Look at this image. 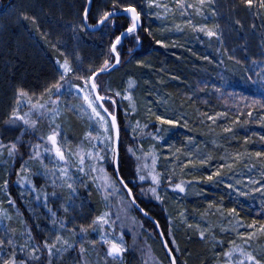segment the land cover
Instances as JSON below:
<instances>
[{
  "label": "snow or ice",
  "instance_id": "1",
  "mask_svg": "<svg viewBox=\"0 0 264 264\" xmlns=\"http://www.w3.org/2000/svg\"><path fill=\"white\" fill-rule=\"evenodd\" d=\"M144 6L148 9L163 8L165 13L171 11L168 5L160 4L157 0H143ZM216 0H197V3H186V0H175L176 8L180 9V14L183 16L186 14V10L194 9L198 15L204 16L203 10L208 7L211 10V16L216 17V12L213 5ZM110 4V7L108 5ZM97 6L95 18L93 19V6ZM238 6L243 8L244 11L250 12L256 19H261V27H264V0H239ZM143 9L138 5L135 0H84L81 7L78 9V21H69L70 31L74 34V38L80 34L88 35L90 32L95 33L100 31L105 35L112 33L114 30L118 31V34L114 35V38L110 40L107 51L103 55L102 62L99 64H90L87 68L83 66V61L80 57L76 56L77 63H73L68 55L61 50L58 45L60 41L52 43L48 40V34L41 32L40 28L36 27V32L40 35L41 39L51 44L54 51L59 53V56L54 60L55 64V76L51 82L45 85L42 91L37 95L34 92H29L23 87H17L15 91L14 102L11 106L10 112L3 120V124L8 129L20 128V135L13 141L5 143L0 138V163L5 164L6 171L9 175H15L17 177L16 184L23 191L20 192L21 197H24L27 192L32 200L30 203L38 207H43L46 210V215L49 217V223L52 225L50 230H46L47 235L40 241L34 235L30 227L26 228V231L21 235L26 237L25 243L19 246L12 238L11 234H14L8 225L0 224V231L6 236L7 240L0 239V264H59L62 262L65 253L72 250H76L78 247V253L84 264H88L85 258L86 248L84 243L87 239L88 229L81 226L79 233L75 228L69 229L67 227V214L70 209H74L76 206V199L79 195L80 187H88L87 182L95 187V190L102 195V199L105 204V208L108 209L97 215L88 226L92 232L98 233L99 239L92 240L90 243L93 248L97 244L106 246L105 257L111 258L113 261H119L122 259L123 254L129 251L125 236L127 233L124 231L125 227H128L129 231L133 234V244H135L136 233L133 231L135 226L143 228L136 216L130 215V210L139 211L144 217L152 219L149 216L148 211L140 207L137 203V197L133 192V187L130 183L135 184V180L143 182L150 180V186L145 190L140 188L142 195L151 193L152 197L163 203V197L160 195V185L162 174L157 171L156 165L159 159L155 146H150L147 152L144 151L143 145L138 147L129 146L127 148V154L135 160V180L129 181L121 173V167L124 161L121 157L120 144H121V128L118 120V108L122 101H127L132 113L137 111L136 101L132 95V90L135 87V81L129 79L127 81V87L122 90H115L106 82L101 80V77L110 74L121 65V48L126 39L131 38V42L134 44L141 43V36L139 30L143 27L142 24ZM157 18H160V14H155ZM24 20H28L27 15H23ZM117 19H125L127 23L121 25L122 31L117 29ZM204 19H208L204 16ZM32 24L36 25V18L32 17ZM187 23L192 25L193 29L198 32H203L209 38L216 37L220 39L219 24H215L213 28H209L207 25L196 26L193 25L191 20ZM235 24L243 28L240 20H235ZM176 29L182 30L180 25L175 26ZM253 29L256 28V24L251 25ZM143 31L152 36V32L149 28H143ZM156 44L166 47L163 40L157 39ZM132 48L128 49L131 53ZM59 57H63L60 59ZM208 59V57H204ZM229 60H235L232 55L228 56ZM211 62V61H209ZM223 63V61H220ZM237 64L239 60H235ZM254 68H259V71H253V75L256 79H253V75L246 77L247 81H250L253 85H257L261 92V99H251L242 94L230 92L229 96L239 97L241 101H245V108H251L255 105L264 107V60L257 61L252 60ZM138 66H143L142 62H138ZM223 79V78H222ZM216 92H221L220 87L213 86ZM203 90V89H201ZM70 96L73 99L80 101L78 105H71V111L79 110L81 113L86 114L90 121H94L98 126L100 134L93 135L92 132H88L85 135V139L92 143L97 142L103 145V148L97 149V143H92V150L84 151L83 144L76 146V150L73 151L68 145L67 140L62 135V128L57 119L61 116V103L62 98ZM119 98V99H117ZM149 103H152L149 101ZM157 103L167 104L166 100L157 101ZM234 107H237L234 105ZM165 113L168 112V108L164 109ZM239 111V115H244L243 111ZM147 114L155 118L156 125L169 126V128H175L181 126L183 120V126H187V120L183 113L178 115L169 116L167 114H158L153 111L151 107L146 108ZM129 112L125 111V116H128ZM247 115L252 116V112L248 111ZM202 116L212 123H216L218 118H227V112H217L215 114L202 113ZM264 120V117H262ZM43 121H47L49 125V131L46 134L38 133V128ZM204 120H201L203 123ZM239 122V116H237L234 123ZM155 128V132H147L149 124L145 123L141 125L137 120L134 125H130L133 140L139 135L150 136L151 139L160 142L163 140L161 133L167 131L163 127ZM225 132H231L230 127L224 129ZM29 136L31 139L25 141L24 137ZM264 139V137H262ZM189 143H192V138H189ZM27 148V152H21V148ZM172 146L169 145V148ZM180 149H176V153H179ZM27 155V159L24 156ZM76 158V166L73 171V166L70 162L71 157ZM257 158L264 159V152H256ZM89 163L85 164V160ZM173 159H178L175 155ZM214 159L209 154H202L197 149L196 153L191 151L188 153V159L183 163L181 171L184 168L191 166L193 171H199L200 168L209 165ZM225 160L221 163L215 171L203 177L205 182H214L216 184L224 183V186L235 193L236 197H250L256 193L260 194V207L264 211V167L259 172V178L249 177L245 188L238 187L242 184V181L237 179L235 184L225 183V180L233 179L232 175L225 176L224 169L227 168L229 172H232L234 164L240 161V155L236 154L231 157L232 162H227L225 157H221ZM17 160L20 161L19 168L11 170L10 166L14 165ZM151 161L149 164L148 161ZM38 162V167L33 169L31 162ZM111 168V172L108 168ZM248 168L249 172L252 171V167ZM174 174V169L172 170ZM36 178H42L45 184L37 187ZM169 188L174 193H186L188 187H192L195 184H199L200 181L184 180L179 182H173L172 176L166 177ZM10 180L4 179L0 184V192L6 197V201H0V221L11 220L12 217L8 214L2 205L7 203L9 206L15 208L16 201L11 198ZM50 187L51 192L47 190ZM67 189L68 196L65 200L63 197V190ZM59 190V191H58ZM51 200H62L60 209L65 214L64 218L58 216L57 211H54L50 206ZM113 199L116 201L113 204ZM239 204V201L236 200ZM216 208V211L220 213L222 218H226L230 229L222 228V231H231L235 234L236 239L228 241V249L222 253L224 257V264H264V246L254 247V242H258L259 237H264V222L253 219L251 223L245 224L243 218L240 216V210L237 207L227 208L226 210L222 205L217 206L209 203V208ZM115 208V212L112 209ZM242 208V205H241ZM215 214V213H213ZM181 223L186 224L188 228H192V224H187L184 219V213H180ZM22 223H25L22 221ZM155 229H160V222L158 220H152ZM172 220L169 219L167 225V231H159L157 235L161 237H172L171 240H164L163 247L165 249L166 258L168 264H179L177 252L181 249L177 243L175 236L173 235ZM58 226V227H57ZM198 230L200 240H207L211 235L215 238V233L212 230V225L208 224L206 227L201 228L199 224L195 226ZM119 229V231H117ZM244 229L245 231H240ZM70 233V237L66 238L63 232ZM259 233V237L257 236ZM79 235V240L76 239ZM222 240H216V246H223ZM174 245V247L170 246ZM7 248V251L5 249ZM18 252L24 253L23 256L18 255ZM162 264V262H157ZM184 264H187L185 261Z\"/></svg>",
  "mask_w": 264,
  "mask_h": 264
},
{
  "label": "rangeland",
  "instance_id": "2",
  "mask_svg": "<svg viewBox=\"0 0 264 264\" xmlns=\"http://www.w3.org/2000/svg\"><path fill=\"white\" fill-rule=\"evenodd\" d=\"M135 1L138 2L143 9L144 15H142V17L145 21L144 28H149L151 30L152 36L150 37L164 41L166 47H162L158 44H156V46L160 48V52L166 60L180 63L181 59L188 58L187 63L192 64L194 68L193 70H197L206 77L210 81V83H208L209 85L220 86L222 89H229L228 91L230 92L240 90L261 97V92L258 86L253 85L246 79L248 75H253V71H259V68H254L252 65V60H264V27H261V19H256L250 12L244 11L243 8L238 6L236 0H216L215 5H213L218 13L216 17L211 16V10L208 7L203 10L204 16H207L208 19H204V16L198 15L195 10L191 8L187 9L186 14L182 16L180 14V9L175 6V0H157L158 3L162 5L166 4L168 5V8L171 9V11L166 13L163 8L148 9L144 6L143 0ZM186 3L195 4L197 3V0H186ZM156 13L160 14V18H157L155 15ZM237 19L241 21L243 28H240V26L235 24V20ZM188 20H191L193 25H207L209 28H213L215 24H219L220 28L218 31L220 32V39L218 40L216 37L209 38L203 32L195 31L192 25L187 23ZM253 23L256 24L255 29L251 27ZM176 25H180L182 30L178 31L175 27ZM2 29L0 20V33ZM140 46L141 43L134 44V47L136 48H139ZM125 50L128 49L121 48V67L124 61L123 55ZM229 55L234 56L235 60H239L240 63L237 64L235 60H229ZM204 57H208V59L206 60ZM220 61H223V63ZM138 62H142L143 66H138ZM144 64L149 65L143 61H134L130 65L133 69L120 70L121 67L119 66L120 68H117L119 70L116 69L117 71L112 75L101 77L103 82H106L115 90L126 88L129 79L135 81L132 95L136 101L137 111L132 113L127 101L120 102L118 108V112L122 115L123 124L128 130L130 136H133L130 125H134L137 120L140 121L141 125L145 123L149 124V128L146 130L147 132H155V128L153 127V125H156L155 118L147 114V107H151L153 111L158 114H167L169 116L183 113L188 123L187 126L184 127V121L182 120L181 126L175 128H169L167 125H156L157 127L168 129L161 133L163 140L160 142L151 139L150 136L141 137L138 135L136 137L135 147L142 144L145 152L149 150L150 146L156 147L159 156L156 168L157 171L162 174L159 191L164 199L161 204L152 197L151 193L144 195L141 194L140 188L143 187L146 190L151 184L150 180L143 182V184L138 180L135 181V184L133 185L137 188V196L147 204H157L161 206L167 220H172V228L175 233L182 230H189L198 234V230L195 227L197 224H199L201 228L211 224L212 230L215 233V238L210 235L207 240H204V242L210 249L212 263L224 264L222 253L228 249V241L236 239V236L230 230L226 232L221 230L222 228L230 229V225H228L226 218L227 214L225 212V218H222L220 213L216 211L215 207L209 208V203L217 206L222 205L225 210L227 208L237 207L238 210H240V216L243 218V222L249 224L254 219L247 217L251 213H257L261 217L264 216V211H262L260 207V194L256 193L254 196L250 197H236L234 192L224 186V183L216 184L214 182H205L203 177L215 171L221 163L225 162L221 157H225L227 162L231 163V157L239 154L240 161L234 164L232 172H229L227 168L223 170L226 177L228 175L233 176V179L231 180L226 179L225 183L235 184V181L239 179L242 181V184L238 187L243 189L245 186H248L247 181L250 176L259 178V172L261 168L264 167V159L257 158L255 153L264 152V139H262V137H264V120H262L264 114L261 112H252V116L249 117L247 115L245 119L242 118L241 115H238L239 122L234 123L237 116L228 113L227 118H218L216 123H212L211 121L206 120L202 116V113L215 114L217 112H225L224 109L218 105V102H206V104L201 107L195 104L192 97L175 99L171 97V95H167L165 90L167 91L173 87L184 88L182 86H184L185 83L172 77L174 74H172V76L167 74L166 76L163 74L166 69L162 68V70L159 71L151 67H146ZM187 69L188 71H191L190 68ZM141 74H143V76H141ZM140 76L146 81L145 83L142 82L143 80H140ZM151 77H155L156 85L150 84L149 81ZM253 79H256L254 75ZM187 87L192 90L190 85ZM218 96L220 95L218 94L217 97ZM163 100L167 101L166 105L163 103H157V101ZM149 101L152 103H149ZM79 103L80 101L73 99L70 96L63 97L61 103L62 114L57 119V123L60 124L61 121H63L65 111L70 110L71 105H78ZM165 108H168L167 113L164 111ZM126 110L129 112L128 116H125ZM73 113L86 126L85 135L90 131L94 136L100 134L98 126L95 125L94 121H90L86 114L81 113L79 110L73 111ZM201 120H204V122L201 123ZM226 127H230L232 131L225 132L224 129ZM48 131V122L43 121L38 128V133L46 134ZM85 135L83 140H80L75 144L68 143L73 151H75L76 146L81 143L83 144L85 152L92 150V143L97 142L93 141L92 143H89V141L85 139ZM190 137L192 138L191 144L189 143ZM29 139H31V137H29ZM169 145L172 147L169 148ZM101 148H103V145L97 143L96 150ZM176 149H180V152L176 153ZM197 149L200 153L209 154L214 157V159L207 166L200 167L197 165V167L200 168L199 171H193L191 166L186 167L181 171L183 163L188 159V153L190 151L196 153ZM174 155L178 157V159H173ZM70 162L74 171L77 163L76 158L74 156L71 157ZM88 163L89 161L86 158V166ZM148 163L150 164L151 161L149 160ZM31 164L33 169L39 166L36 161L31 162ZM245 164L252 167L251 172L245 167ZM18 168L19 167L16 169ZM2 169L6 171L4 163H0V170ZM10 169L14 170L15 164L11 165ZM173 169L174 174L172 171ZM170 175L172 176L173 182H179L181 179H184L200 181V183H194L192 187H188L186 193H174L170 190L166 179V177ZM40 179L43 181L40 185L42 186L45 184V181L42 178ZM16 180L15 186L23 207L38 224L40 232L45 238L47 232L40 222H47V230L52 228V225L49 223V217L46 215V210L43 207H38L30 203L32 197L27 192H25L24 197H21L20 192L23 191V189L19 188L16 184ZM87 183L88 187L93 186L91 182ZM93 188L95 187L93 186ZM85 189V187L79 188V195L75 202L76 206L74 209H70L69 213L74 212L76 208H78L77 204H80L83 198L86 197ZM47 190L49 192L52 191L50 187H48ZM62 194L66 200L68 196L67 189H64ZM100 197L102 205L97 215L108 210L105 208L101 194ZM236 200L239 201V204L236 203ZM0 201H6V197L2 192L0 194ZM53 202L62 203L63 201L50 199V206L52 208ZM112 202L113 204L116 203L114 199ZM199 202L203 203L201 204ZM2 207L7 210L12 219L0 221V224L8 225L14 230V234H11L16 242L14 246L24 244L26 237L21 234L26 231L27 227L22 223L24 220L20 211L17 207L13 208L6 202L3 203ZM53 210L57 211V209ZM112 211L115 212V208H113ZM180 213H184L186 223L192 224V228H188L186 224L181 223L182 218ZM130 215L136 216L135 211L130 210ZM244 216H246V218ZM137 219L143 223L138 217ZM258 221L264 222V219H259ZM90 224L84 223L82 225H75L72 223L71 226H67L69 229L75 228L77 233H79V228L81 226L88 229L87 239L84 243V247L87 250L85 258L88 264L121 263L126 253L135 254L138 258L139 264H157V262L166 264L151 237V232L145 227L139 228L138 226L133 228V231L136 233L135 244H133L132 232L129 231L128 227H125L124 231L127 233L125 240L129 251L123 254L121 260L116 262L111 261V258L105 257L106 246L97 244L95 248H93L90 243V241L94 239H99L98 233L92 232V230L88 228ZM117 231H119V229ZM240 231L245 230L240 229ZM63 235L66 238L70 237V233L66 231L63 232ZM257 236L259 237V233H257ZM79 238V235H77L76 239L79 240ZM0 239L7 240V236L2 231H0ZM216 240H222L224 242L223 246H216ZM253 246H264V237H259L258 242H254ZM5 251H7V248ZM18 255L23 256L24 253L18 252ZM62 261L73 264H84V261H82L79 256L78 247L76 250L65 253Z\"/></svg>",
  "mask_w": 264,
  "mask_h": 264
},
{
  "label": "trees",
  "instance_id": "3",
  "mask_svg": "<svg viewBox=\"0 0 264 264\" xmlns=\"http://www.w3.org/2000/svg\"><path fill=\"white\" fill-rule=\"evenodd\" d=\"M236 1L239 2V0ZM83 2L84 0H0V20L3 28L0 33V138H2L5 143L15 140V138L20 135L21 131L18 127L8 129L3 124V120L7 117L14 102L17 87H23L25 90L39 95L45 85L51 82L55 76L56 66L54 60L59 56V53L53 50L51 44L41 39L40 35H38L35 30L37 26L40 28L41 32L48 34V40L52 41V43L60 41L58 47L68 55L74 64L77 63L76 56L78 55L80 60L83 61V66L85 68L90 64H99L102 62L103 55L107 51L110 40L114 38L115 34H118V31L115 30L107 35L98 31L96 33H89L88 35L80 34L78 37L74 38V34L69 28V21H78V9ZM136 3L138 4V2ZM97 6L98 5L93 6V19L95 18ZM108 7H110V4ZM23 15H27L29 19L24 20L22 18ZM32 17L36 18V25L32 24ZM126 23L127 20L125 19H117V29L122 31L123 28L121 25ZM144 27L145 21L143 18V27L139 30L141 36V46L139 48L134 47V42H131V38L124 41L123 48H134L131 53L125 50L123 55L124 61L122 67H119L120 70L133 69L130 66L131 63L134 61H143L149 64H144V66L159 71H161L162 68L166 69L163 74L169 76L174 74L172 77L185 83V85L182 86L184 88L173 87L167 91L165 90L167 95H171V97L175 99L192 97L195 104L201 107L206 104V102L211 103L215 101L218 102V105L223 108L225 112L233 116L239 115V108L240 111L245 113L241 115L244 119L248 111L261 112L264 114V107L260 105L245 108V101H241L238 96L232 97L228 95V93H230V91H228L229 89H222L218 86L221 88V92H216L213 87L214 85H209L208 83H210V81L197 70H193L192 64L187 63L188 58L181 59L180 63L166 60L161 54L160 48L156 46V39L148 36V34L143 31ZM59 58L63 59V57ZM187 68H190L191 71H188ZM117 70H114L107 76L112 75ZM141 76H143V74H141ZM141 76L140 80H143L142 82L145 83L146 81ZM149 82L150 84L156 85L155 77H151ZM188 85L192 87V90H190V88L188 89ZM232 92L249 97V103L253 97L255 99H261V97L240 90ZM218 94L220 96L217 97ZM262 103H264V101H262ZM234 105L238 106V108L234 107ZM64 115L60 125L62 128V135L67 140V143L75 144L83 140L86 126L76 117L73 111L67 110ZM118 120L121 128L120 152L122 160L124 161L121 167V173L126 179L133 181L135 180V160L127 154V148L129 146L135 147L136 139L133 140V136L131 137L128 130L125 128L120 112H118ZM24 139L25 141L29 140V136H25ZM21 152L26 153L27 148H21ZM24 158L27 159V155H25ZM19 163L20 161L17 160L15 169L19 167ZM108 171L111 172L110 167ZM4 179H9L11 182L9 188L11 198L16 201V207L20 211L24 222H26V224L24 223L25 226L30 227L33 235L38 240L42 241L44 236L40 232V227L32 219L30 213L23 207L20 200L15 186L16 176L9 175L8 171L2 169L0 170V184H2ZM42 182L40 178H36L35 180L37 187H40ZM130 186L133 187V192L137 197L139 205L148 211L153 219L160 222L161 230L167 231L168 220L162 207L157 204L150 205L145 203L137 196V188L132 183H130ZM85 196L82 202L77 204L78 208H76L74 212L67 214V226H71L72 223L75 225H82L84 223L90 224L99 213L102 205L100 194L93 186H90L85 189ZM199 203L202 204L203 202ZM60 204L61 202H53V209H57L58 216L64 218L65 214L62 209H60ZM135 214L143 221L144 227L151 232V237L159 250V254L163 257L165 263L168 264L166 253L159 240L155 227L136 211ZM244 217L246 218V216ZM247 217L257 220L264 219V216L261 217L257 213H251ZM40 224L45 230L48 229L47 222H40ZM173 235L181 249L180 252L176 253L179 264H184L185 261L187 264H213L209 247L205 244L204 240L202 241L199 239L197 233L189 230H182L178 233L173 231ZM164 238L165 240L172 239V237L169 236ZM170 246L174 247V245ZM113 263L114 262H112V264ZM59 264L73 263L62 261L59 262ZM117 264H139V262L135 254L126 253L121 263Z\"/></svg>",
  "mask_w": 264,
  "mask_h": 264
},
{
  "label": "water",
  "instance_id": "4",
  "mask_svg": "<svg viewBox=\"0 0 264 264\" xmlns=\"http://www.w3.org/2000/svg\"><path fill=\"white\" fill-rule=\"evenodd\" d=\"M142 24H143V18H142ZM98 32V31H97ZM91 33V32H90ZM96 33V32H95ZM113 72V71H112ZM108 75V74H107ZM104 76H106V75H104ZM138 203V202H137ZM139 204V203H138ZM141 207V206H140ZM136 211V210H135ZM139 215H141L143 218H145L146 220H148L149 222H151L152 223V220H155V219H153L150 215V217L152 218V219H149V218H147V217H144L139 211H136ZM153 224V223H152ZM154 226V225H153ZM156 230V232H159V231H161V229H155ZM158 237H159V240H160V242H161V244H162V246H163V241L165 240V238L164 237H161V236H159L158 235ZM164 248V247H163ZM164 251H165V249H164Z\"/></svg>",
  "mask_w": 264,
  "mask_h": 264
}]
</instances>
